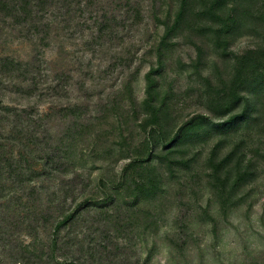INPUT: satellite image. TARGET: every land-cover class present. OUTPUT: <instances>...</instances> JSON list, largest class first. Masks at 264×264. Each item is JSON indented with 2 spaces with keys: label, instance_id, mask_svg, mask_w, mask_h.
<instances>
[{
  "label": "trees",
  "instance_id": "trees-1",
  "mask_svg": "<svg viewBox=\"0 0 264 264\" xmlns=\"http://www.w3.org/2000/svg\"><path fill=\"white\" fill-rule=\"evenodd\" d=\"M135 1L125 0L132 15L140 17ZM104 3L0 0V33L4 25H10L33 44L38 41L27 60L0 56V264H149V257H140L134 249L132 232L141 225H155L151 204L161 192L163 173L173 176L177 169L191 170L197 163L198 146L211 136L217 138L206 167L221 217L244 202L243 189L255 179L254 162L243 151L242 138L224 154L221 151L233 135L264 119V36L259 45L241 54L229 50L258 3L263 11L256 17L264 22V0H176L173 18L162 22L156 66L145 73L143 117L138 124L143 137L133 148L121 149L127 151L123 157L129 161L114 181L101 179L92 185L85 170L70 157L66 139L53 134L56 119L69 120V131L77 128L87 112L82 104L38 113L3 102L9 87L26 94L37 90L41 68L37 48L49 45L51 15L59 13L68 21L74 9L82 7L93 13L99 37L112 36L124 27V18L115 15L117 7L106 11ZM182 36L200 41H191L196 52L194 68L204 61V42L219 57L233 59L227 79L219 78L214 85L202 77L213 116L226 117L218 122L194 114L172 126L170 94L159 89L158 75L172 39ZM180 201L176 219L182 223L187 217L186 202L181 197ZM207 219L216 236L217 220L209 214Z\"/></svg>",
  "mask_w": 264,
  "mask_h": 264
},
{
  "label": "rangeland",
  "instance_id": "rangeland-1",
  "mask_svg": "<svg viewBox=\"0 0 264 264\" xmlns=\"http://www.w3.org/2000/svg\"><path fill=\"white\" fill-rule=\"evenodd\" d=\"M137 1L140 17L132 15L125 0H105V10L117 7L115 15L125 20L124 27L112 36H97L93 13L82 7L75 8L74 17L68 21H63L58 12L51 15L54 23L49 45L37 48L41 50L37 90L26 94L9 87L3 96L5 104L38 113L75 103L82 104L85 111L87 108L76 129L69 131V120L56 119L52 131L55 138L66 139L70 157L85 170L92 185L101 179L114 181L129 161L123 157L127 151L121 149L128 145L133 148L143 137L138 124L143 117L145 73L156 66L162 22L173 18L177 6L176 0ZM259 4L249 13L241 34L231 41L229 50L233 53L241 54L261 43L264 22L256 17L263 11ZM191 41L200 42L194 37L172 39L158 75L159 89L170 94L172 126L194 114L207 115L213 123L226 118L213 116L202 77H208L214 85L219 78L227 79L233 59L219 57L204 42V61L194 68L196 52ZM34 43L4 25L0 56L27 60L37 39ZM5 83L11 85L10 80ZM216 138L211 136L198 146L197 163L191 170L177 169L173 176L163 173L161 192L151 204L155 225H141L132 232L134 249L140 257L148 256L149 264H264V119L256 120L252 129L233 135L221 151L224 154L242 138L243 151L255 167V179L242 192L246 195L244 202L233 207L226 218L218 212L206 167L207 154ZM180 197L186 202L187 214L182 223L176 219L182 207ZM207 214L217 220L216 236ZM183 231L184 236H173Z\"/></svg>",
  "mask_w": 264,
  "mask_h": 264
}]
</instances>
